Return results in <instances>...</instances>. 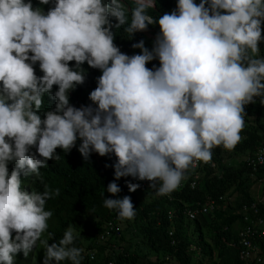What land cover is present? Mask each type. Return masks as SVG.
Here are the masks:
<instances>
[{"label": "clouds", "instance_id": "9594fccd", "mask_svg": "<svg viewBox=\"0 0 264 264\" xmlns=\"http://www.w3.org/2000/svg\"><path fill=\"white\" fill-rule=\"evenodd\" d=\"M262 25L264 0H0V264H163L135 246L117 185L132 177L129 192L173 202L189 170L217 169L213 149L233 150L249 104L264 105ZM248 157L236 162L255 201L264 165ZM76 171L108 183L55 206ZM234 198L178 203L188 220Z\"/></svg>", "mask_w": 264, "mask_h": 264}, {"label": "trees", "instance_id": "16d2710c", "mask_svg": "<svg viewBox=\"0 0 264 264\" xmlns=\"http://www.w3.org/2000/svg\"><path fill=\"white\" fill-rule=\"evenodd\" d=\"M259 48L261 55L264 56V42L259 44ZM245 112L247 118L241 132L244 139L231 151L222 147L213 149L216 170L201 167L198 170L199 177L194 174L197 172L189 170L186 180L182 182L183 188L170 194L174 198L173 202H168L163 196L152 200L146 197L140 198L137 190L129 192L127 187L128 183H135L134 179L122 177L117 185L121 190L113 196V199H123L125 196L131 198L136 214L134 229L129 228V231L132 232L137 227L141 236L135 246L142 245L148 250L158 252L159 257L171 256L178 264H243L238 256L237 247L233 245L237 240L235 226L240 229L244 224L238 214L239 209L243 204L254 201L253 186L256 182L250 181L249 169L243 164H238L236 160L248 155L253 156L256 149L264 145V105L260 103V98L256 104H249ZM82 172L86 175L78 176L79 171L74 173L55 206L61 207L60 200L63 196L80 198L83 195H95L101 185L105 186L108 183L107 173L103 171ZM257 177L264 178V167L258 170ZM191 182L196 184L193 189ZM226 193H230L235 198L224 210L217 207L215 213L198 216L191 221L186 220L180 213L182 205L178 203L179 200L193 207L197 202L205 204L206 197L210 195L218 196ZM50 207L54 208V204L51 203ZM171 209L176 210L173 223L166 219V213ZM96 214L103 215L104 211L99 208ZM257 214L264 219V201L259 205ZM158 222L161 223L157 225ZM168 226L170 229L173 228V237L167 235ZM192 243L196 244L200 251H189V245ZM260 246L264 250V238L261 239ZM129 261L137 263L139 258L134 257ZM150 264L159 263L156 261Z\"/></svg>", "mask_w": 264, "mask_h": 264}, {"label": "built area", "instance_id": "2783aa9c", "mask_svg": "<svg viewBox=\"0 0 264 264\" xmlns=\"http://www.w3.org/2000/svg\"><path fill=\"white\" fill-rule=\"evenodd\" d=\"M246 163L253 171H256L259 166L264 165V147L259 148L253 156L248 157ZM210 166L213 165L211 164ZM194 185L192 183V188ZM262 201H264V196H258L254 202L245 204L241 208L244 214L243 222L245 225L238 231L237 244L234 245L239 249L238 255L243 264H264V250L260 246V241L264 238V219L260 216L257 217V205ZM212 208L213 205L210 203L205 209L185 210L183 214L188 220H193L196 218L198 212L207 213ZM168 219H172V214L168 215ZM194 250L195 248L192 246L189 248V251ZM175 262L171 256L163 258V264H176L177 262Z\"/></svg>", "mask_w": 264, "mask_h": 264}, {"label": "rangeland", "instance_id": "374dc122", "mask_svg": "<svg viewBox=\"0 0 264 264\" xmlns=\"http://www.w3.org/2000/svg\"><path fill=\"white\" fill-rule=\"evenodd\" d=\"M258 190H260V185H257L256 187L253 186V195H255V191H258ZM137 192H138V197L140 196V198H142L143 191L142 190H138ZM86 243H88V242H86Z\"/></svg>", "mask_w": 264, "mask_h": 264}]
</instances>
